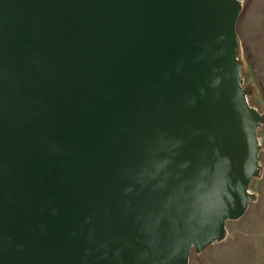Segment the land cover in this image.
Masks as SVG:
<instances>
[{
    "label": "water",
    "instance_id": "obj_1",
    "mask_svg": "<svg viewBox=\"0 0 264 264\" xmlns=\"http://www.w3.org/2000/svg\"><path fill=\"white\" fill-rule=\"evenodd\" d=\"M235 0H0V264H189L240 219L258 115Z\"/></svg>",
    "mask_w": 264,
    "mask_h": 264
},
{
    "label": "rangeland",
    "instance_id": "obj_2",
    "mask_svg": "<svg viewBox=\"0 0 264 264\" xmlns=\"http://www.w3.org/2000/svg\"><path fill=\"white\" fill-rule=\"evenodd\" d=\"M239 9L234 55L243 99L257 113L258 166L248 186L250 203L238 220L227 221L222 237L189 264H264V0H235Z\"/></svg>",
    "mask_w": 264,
    "mask_h": 264
}]
</instances>
